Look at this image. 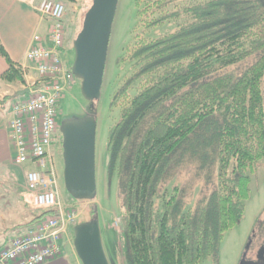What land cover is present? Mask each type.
<instances>
[{"label": "trees", "instance_id": "trees-1", "mask_svg": "<svg viewBox=\"0 0 264 264\" xmlns=\"http://www.w3.org/2000/svg\"><path fill=\"white\" fill-rule=\"evenodd\" d=\"M135 2L140 8L141 0ZM168 2L149 1L138 15L163 12ZM179 18L186 21L174 31L138 42L130 56L137 69L117 92L126 106L109 137L107 177L116 178L122 198L125 264L216 260L224 235L244 215L248 171L264 159V0H207L164 13L146 27ZM0 57L8 67L1 80L25 88L23 72L1 43ZM253 57L240 74L230 70ZM182 175L188 177L174 196L155 205ZM197 184L207 191L189 209Z\"/></svg>", "mask_w": 264, "mask_h": 264}, {"label": "rangeland", "instance_id": "rangeland-1", "mask_svg": "<svg viewBox=\"0 0 264 264\" xmlns=\"http://www.w3.org/2000/svg\"><path fill=\"white\" fill-rule=\"evenodd\" d=\"M149 1L153 0H141L140 8L135 0L118 1L108 45L100 99L97 102L84 99L80 93L81 82L75 79L60 101V123L65 120H81L87 116H94L96 119L95 178L97 194L94 200L80 201L69 195L64 186L61 134L57 137L59 142L53 148L57 169L56 189L60 204L65 209L70 208L74 210L76 214L75 223L66 228L70 241L69 245H66V248L64 246V248L69 258L74 254L72 252V249L74 250V227L80 223L90 221L91 218H95L99 223L102 242L109 264H125L124 237L120 227L121 217L124 214L122 198L118 190L116 178L109 180L107 177L109 137L120 119L122 110L126 106V102L117 96V92L137 69L135 62L130 60V56L138 42L140 40H154L168 34L179 25L185 23L186 20L185 18H179L168 21L156 28H147V22L164 13L181 10L207 0H165L169 1V5L163 12L148 14L143 17L139 16L138 11L145 9ZM63 3L66 6L64 48L70 50L68 55L70 54L69 66L71 68L74 59L71 36L78 30L80 17L83 15L85 9L91 5V0L81 3L77 13L73 10V5H70L71 3ZM254 60V57L250 58L232 67L230 70L240 74ZM138 86L139 84L134 85L128 92L130 97L136 94ZM16 88L21 89V91L23 90L19 84H16ZM262 92L264 104V76L262 79ZM20 98H15L13 102L27 99L26 96ZM31 168L30 165L19 167L10 161L8 178L4 177L3 181L0 179V213L2 209L7 211L4 221L6 224H9L10 232L7 231L8 233L4 236L9 238V242L19 231L16 228L22 229L28 226V223L33 218L41 214L40 211L35 210L27 202L25 197V172ZM248 174L251 179L250 198L244 203L245 210L241 221L224 235L220 244L218 258L216 260L207 258L201 264H240L244 253L247 254L248 258L253 259L258 257L260 251L264 250V159L256 163L253 169L248 171ZM187 177L188 175L179 176L170 186L161 192V198L155 201V205L161 208L166 201L174 196V187H179ZM206 191L202 185L197 184L189 197L188 208L190 209L201 194ZM92 212H94V215H92ZM262 212L263 214L261 215ZM256 221L258 223L255 226ZM236 254L239 256L238 263V257L235 258ZM70 259L78 261L81 264L76 252L75 256H71Z\"/></svg>", "mask_w": 264, "mask_h": 264}, {"label": "built area", "instance_id": "built-area-1", "mask_svg": "<svg viewBox=\"0 0 264 264\" xmlns=\"http://www.w3.org/2000/svg\"><path fill=\"white\" fill-rule=\"evenodd\" d=\"M37 12L50 26L45 36L33 37L27 52L34 64V73L26 80L29 93L27 99L9 105L7 132L11 162L32 167L25 172L27 202L47 214L20 229L0 250V264H45L58 259L64 253L66 228L76 220L74 210L60 204L53 151L59 142L60 101L75 80L62 59L66 6L60 0H42Z\"/></svg>", "mask_w": 264, "mask_h": 264}, {"label": "water", "instance_id": "water-1", "mask_svg": "<svg viewBox=\"0 0 264 264\" xmlns=\"http://www.w3.org/2000/svg\"><path fill=\"white\" fill-rule=\"evenodd\" d=\"M119 0H92L82 31L73 42L71 73L80 80L84 99L97 102L101 97L108 45ZM29 93L24 89L15 97ZM64 186L69 195L80 201L96 198L95 140L96 119L60 123ZM73 247L81 264H109L97 219L83 222L73 229ZM244 253L240 264H246Z\"/></svg>", "mask_w": 264, "mask_h": 264}, {"label": "crops", "instance_id": "crops-1", "mask_svg": "<svg viewBox=\"0 0 264 264\" xmlns=\"http://www.w3.org/2000/svg\"><path fill=\"white\" fill-rule=\"evenodd\" d=\"M41 1L42 0H0V43L9 55L10 59L21 69L25 80H28V77L34 73V64L29 62L27 59V52L33 44V37L35 35L45 36L50 26L49 21L42 18L37 12V7ZM73 1L74 2L71 4L66 1L64 2L73 5L72 8L75 13H77L81 3H86L88 0ZM69 52L70 50H66L64 48L62 53V59L67 68L70 67ZM7 68L5 60L0 57V179L2 181L4 177L8 178L10 159L13 153L7 129L10 120L8 107L15 100H11L6 103L1 102V100L5 97L16 95L21 91V89L16 88V83L9 84L1 80V76ZM20 87L24 90V87L21 85ZM5 213H7V211L2 209L0 213V249L4 248L9 243V238L4 236L10 229L9 224H6L4 221ZM69 237L68 233L64 235L63 240L65 248L66 245H69ZM65 248L61 257L45 264H79L78 261H72L70 259L71 256H75L74 250L72 249L74 254L69 258ZM236 257H238V263V254H236L235 258Z\"/></svg>", "mask_w": 264, "mask_h": 264}, {"label": "flooded vegetation", "instance_id": "flooded-vegetation-1", "mask_svg": "<svg viewBox=\"0 0 264 264\" xmlns=\"http://www.w3.org/2000/svg\"><path fill=\"white\" fill-rule=\"evenodd\" d=\"M246 264H264V250L260 251L257 258H248L247 254L245 257Z\"/></svg>", "mask_w": 264, "mask_h": 264}]
</instances>
